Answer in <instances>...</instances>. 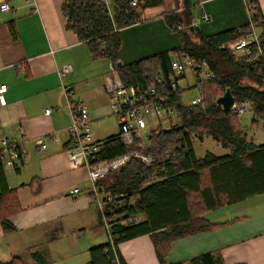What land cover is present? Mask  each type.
<instances>
[{
    "label": "crops",
    "instance_id": "obj_1",
    "mask_svg": "<svg viewBox=\"0 0 264 264\" xmlns=\"http://www.w3.org/2000/svg\"><path fill=\"white\" fill-rule=\"evenodd\" d=\"M7 1L12 9L0 10V84L8 85L4 102L0 99V133L20 138L23 128L29 156L17 168L7 167L13 170L9 175L2 168L8 188L18 197L20 210L9 218L12 228H5L0 221V264H7L15 257L24 264H51L54 257L66 255L59 249L60 243L71 242L72 252H76L74 239L80 242V231L90 228L91 246L84 262L89 264L90 249L107 243L108 238L98 231L102 224L88 170L84 166L72 167L66 153L72 140L71 115L59 69L63 65L72 66L63 82L72 92L73 101L88 105L91 128L101 122L96 126L100 133L105 121L116 116L105 85L107 76L121 79L119 68L124 64L162 52H169L172 60L177 58L175 49L181 44H176L175 34H179L182 43L180 30L186 24L172 28L168 23L171 15L190 14L191 25H199L202 34L208 35L244 29L249 25L248 9L245 0H161L160 4L143 8L139 21L121 28L120 58L113 62L95 57L88 42L67 27L64 0ZM101 1L114 21L119 0ZM258 3L264 15V0ZM256 31L259 33L257 28ZM118 61L122 62L121 66L117 65ZM47 108L53 109L50 114H46ZM120 135L121 130L101 139L93 132L94 140L100 144ZM209 136L218 148L223 147L219 154L207 153L230 154L228 147ZM38 137L47 138L46 149L36 145ZM204 137L201 140L192 136L194 149L195 141H204ZM247 139L256 145L264 144L262 138L258 141L248 133ZM206 154L200 156L196 152L198 158ZM76 188L80 192L71 195ZM203 217L219 226L175 239L165 257L167 263L215 252L224 264H264V193L209 210ZM145 218L143 214L139 217ZM76 246L81 249L80 244ZM119 251L127 264H160L150 234L121 242ZM34 253L40 254L43 262L34 258Z\"/></svg>",
    "mask_w": 264,
    "mask_h": 264
},
{
    "label": "trees",
    "instance_id": "obj_2",
    "mask_svg": "<svg viewBox=\"0 0 264 264\" xmlns=\"http://www.w3.org/2000/svg\"><path fill=\"white\" fill-rule=\"evenodd\" d=\"M133 1L119 0L112 21L101 0H64L67 27L88 42L95 57L117 62L122 48L121 28L139 21L143 8L161 3V0H136L138 4L134 6ZM251 2L261 53L257 45H253L251 54H238L223 47L251 32L250 23L244 29H227L206 35L190 29V14L171 15L168 23L172 28L186 24L180 30L182 43L175 49L177 57L189 53L196 65L202 67L206 63L216 74L202 91L205 100L197 105H186L182 99L183 91L173 92L164 83L158 90L167 93L166 104L175 109V121L152 129L147 136L149 145L144 147H140L137 140L131 145L125 144L121 135L101 143L99 155L102 159L135 152L156 158L179 144L173 150V159L155 161L148 166L133 157L100 181L104 193L114 197L123 195L118 199L122 204L117 213L119 217L112 223L113 234L118 236L116 244L121 264L127 263L120 254L119 244L144 234L152 236L160 264H224L215 252L176 263H167L165 257L175 239L219 226L206 220L205 212L264 193V144L249 141L239 114L233 109L225 111L216 102L218 96H213L217 88L223 93L231 88L237 104L251 103L252 121L264 124V15L258 0ZM12 32L17 36L14 27ZM171 61L169 52H162L124 64L119 68L120 78L129 86L157 85L159 75L167 78L171 73ZM164 127L171 129L166 131ZM195 133L210 134L228 147L230 154L215 156L207 153L204 158H198L192 140ZM0 186V221L5 228H12L9 218L19 212L20 207L17 195L8 188L1 167ZM141 214L145 215V220L139 219ZM130 218L132 222L128 221ZM123 220H126L124 224L121 223ZM33 256L43 262L40 254ZM90 256L89 264H114L109 242L92 247ZM7 264L24 263L15 257Z\"/></svg>",
    "mask_w": 264,
    "mask_h": 264
},
{
    "label": "built area",
    "instance_id": "obj_3",
    "mask_svg": "<svg viewBox=\"0 0 264 264\" xmlns=\"http://www.w3.org/2000/svg\"><path fill=\"white\" fill-rule=\"evenodd\" d=\"M132 3L134 6L138 4L136 0ZM245 5L248 9L251 32L223 45L229 51L238 54H251L253 52V45L259 46L260 50V41L253 21L252 2L245 0ZM11 9L12 7L7 0H0L1 11L6 12ZM205 18L207 19V16ZM72 69L71 65H63L59 69L64 97L71 115L69 128L72 134V140L66 153L72 167L79 168L84 166L88 170L91 182V193L99 208L101 224L106 229L110 251H113L114 254L112 262L114 264H121L118 256V245L116 244L118 236L115 237L113 234L112 223L119 217L117 213L122 209V204L118 199L122 198L123 195L114 197L111 194L104 193L100 186V181L109 175L111 171L123 167L133 157L138 158L148 166L155 162L154 157L141 152L125 154L112 159H102L100 157L99 151L101 144L94 140L88 105L83 101H73L72 92L63 82L64 76L70 73ZM188 70H192L196 75L197 80L194 87L199 89L201 95L192 99L190 103L185 104L197 105L205 100V95L202 91L205 85L216 77V74L206 63L202 67L196 65L189 53L174 58L171 61V73L167 78L159 75L157 85L149 87L129 86L121 79L114 78L110 75L106 77V89L110 96L113 112L118 118L121 137L125 144L131 145L137 140L138 145L144 147L147 143L148 134L158 123L164 124L162 120H165V122L175 121V117L177 116L175 109L166 104L168 99V96H166L167 93L165 94L159 91L158 88L165 83L173 92H180L181 90L184 92L186 88L181 87L180 81L186 76ZM7 89L8 85L6 83L0 84V99L2 102H4V92ZM250 106L251 103L245 101L241 104L235 103L232 109L243 114ZM52 110V108H47L45 112L46 114H50ZM149 117L156 118L157 121L148 122ZM19 134L20 138H14L0 133L1 168H17L26 162L29 151L26 146L28 141L23 128L20 129ZM35 143L42 149L48 147L47 138L45 139L44 137H38L35 139ZM79 192L80 189L76 188L71 192V195ZM128 221L132 222L133 219L130 218ZM125 222L126 220H123L121 223L124 224Z\"/></svg>",
    "mask_w": 264,
    "mask_h": 264
},
{
    "label": "rangeland",
    "instance_id": "obj_4",
    "mask_svg": "<svg viewBox=\"0 0 264 264\" xmlns=\"http://www.w3.org/2000/svg\"><path fill=\"white\" fill-rule=\"evenodd\" d=\"M175 40H176V44L180 45L181 44V40H180V36L179 34H175ZM179 37V40H178ZM196 75L194 74V72L192 70H188L186 73V76L183 77L180 81L181 83V87L182 88H186V90L183 92L182 95V99L184 103H190L192 101V99H195L197 97H199L201 95V92L199 91V89L197 87H194L195 83H196ZM247 83H251V81L246 80ZM217 92L213 95V96H218V98L220 96H222L224 93L222 92L221 89L217 88ZM252 105L245 111V113L243 114H239V121L240 124L242 126V128L244 129V131L250 135L253 136L256 140H264V124L262 122H253V113H252ZM109 112L111 113V111L109 110ZM155 122L157 121L156 118H152L149 117L148 118V122ZM162 122H164L163 125L167 126L169 124H166L167 122H165V120H162ZM101 123V122H100ZM100 123H95L93 125V132L95 133V137H101L105 138L106 136H109L110 134H117L119 132V121L117 119V117L113 116L112 118H110L109 120L105 121V128L100 130V133H97L96 131V126ZM161 123H158L156 125V127H158ZM263 124V126H262ZM200 135V137L198 136ZM205 135V140L204 141H195V149L196 152L200 155V156H204L208 151H212L215 152L217 154H219L220 149L223 146H220L221 148H218V146L216 145V142L214 141L213 138H211L207 133H203V134H198L195 133L193 135V137H198L199 139H203V136ZM262 138V139H261ZM217 141V140H216ZM149 145V143H146L145 146ZM179 144H174V146H172L167 153L164 156L161 157H156L154 158V161L159 162H164L167 159H173L175 157V153H174V148L176 146H178ZM154 163V162H153ZM13 170L11 168H6V173L9 175L11 174ZM101 229V230H100ZM98 231L102 232L105 236V238H107V234H106V229L104 226H98ZM81 233V241L79 242V240L74 239V243L73 246L76 247V252H72V243L71 242H62L60 243V245L58 246L59 249L63 252L66 253L65 257L62 258H58V257H54L55 262L51 263V264H85L84 262L87 260L88 256H89V252L88 249L91 246V240L89 238V236L91 235L92 231L90 228L87 229H83L80 231ZM80 244V248H77L76 245Z\"/></svg>",
    "mask_w": 264,
    "mask_h": 264
},
{
    "label": "water",
    "instance_id": "obj_5",
    "mask_svg": "<svg viewBox=\"0 0 264 264\" xmlns=\"http://www.w3.org/2000/svg\"><path fill=\"white\" fill-rule=\"evenodd\" d=\"M250 1H252V0H250ZM190 29L192 31L193 30H199L200 26L199 25H192L190 27ZM117 65L121 66L122 62L118 61ZM216 102L218 105L222 106L225 111H230L232 109L233 105L236 103V98L233 95L231 88H227L225 93L222 96H220ZM170 129L171 128H169V127H164V130H166V131L170 130Z\"/></svg>",
    "mask_w": 264,
    "mask_h": 264
}]
</instances>
